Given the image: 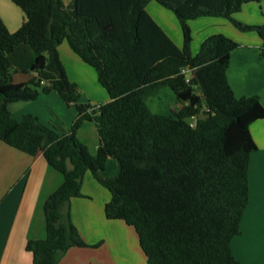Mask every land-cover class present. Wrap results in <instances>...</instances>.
I'll list each match as a JSON object with an SVG mask.
<instances>
[{"label":"trees","instance_id":"trees-1","mask_svg":"<svg viewBox=\"0 0 264 264\" xmlns=\"http://www.w3.org/2000/svg\"><path fill=\"white\" fill-rule=\"evenodd\" d=\"M12 1L25 20L12 32L0 16V139L30 155L42 152L64 176L44 204L46 237L26 243L32 264H58L69 248L90 246L70 216L71 198L83 196L88 170L111 193L106 218L134 227L147 264H242L231 242L241 233L249 201L257 150L250 126L264 117V105L257 94L236 96L229 83L231 52L240 44L213 33L193 53L189 20L218 16L255 31L264 57V23L234 17L245 3L261 0H156L177 16L181 47L147 11L151 0ZM65 40L95 68L110 100L80 101L59 52ZM21 44L35 53L29 69L35 76L28 82L13 80L9 56ZM184 68L191 69L189 77ZM162 86L186 102L172 115L147 105ZM53 90L77 109L70 128L46 125L33 114L12 116L9 103ZM85 120L97 128L95 154L77 136ZM109 157L119 170L104 176Z\"/></svg>","mask_w":264,"mask_h":264},{"label":"crops","instance_id":"crops-1","mask_svg":"<svg viewBox=\"0 0 264 264\" xmlns=\"http://www.w3.org/2000/svg\"><path fill=\"white\" fill-rule=\"evenodd\" d=\"M63 1L69 4L72 0ZM146 9L181 47L183 33L175 13L156 0H151ZM0 16L12 32L25 20L23 10L12 0H0ZM234 17L245 23H264V0L245 3ZM189 24L193 53L213 33L225 34L240 44L231 52L229 83L236 96L257 94L264 105V57L256 50L263 43L259 34L241 31L227 18L218 16L198 17L189 20ZM59 52L70 79L78 84L81 102L99 104L110 100L95 68L83 61L66 40L60 44ZM9 57L16 69L14 82H28L35 76L29 70L35 59L29 44L17 46ZM180 103V107L186 104L181 100ZM9 109L16 120L33 114L46 125L56 124L65 129L77 117L75 106L68 105L54 90L41 92L35 100L11 102ZM250 131L257 150L249 167V201L241 219V233L232 239L231 246L242 264H264V117L253 122ZM77 136L92 154L97 152L99 135L93 121L85 120ZM118 170L116 159L109 157L102 174L111 176ZM63 180V174L47 162L42 152L30 155L0 139V264L33 263V254L26 249V243L29 239L46 237L44 204ZM81 191L83 196L71 198L70 216L90 246L69 248L58 264H147L134 227L121 219L106 218L105 204L111 193L90 170L83 177Z\"/></svg>","mask_w":264,"mask_h":264},{"label":"rangeland","instance_id":"rangeland-1","mask_svg":"<svg viewBox=\"0 0 264 264\" xmlns=\"http://www.w3.org/2000/svg\"><path fill=\"white\" fill-rule=\"evenodd\" d=\"M147 99L148 107L155 113L157 112L168 115L173 113V109H177L181 106L180 100L169 86H162L160 90L150 95ZM203 115L204 114H200L199 116ZM189 121L190 123L195 124L196 118H190Z\"/></svg>","mask_w":264,"mask_h":264},{"label":"built area","instance_id":"built-area-1","mask_svg":"<svg viewBox=\"0 0 264 264\" xmlns=\"http://www.w3.org/2000/svg\"><path fill=\"white\" fill-rule=\"evenodd\" d=\"M183 71H184V72L188 75V77H189L190 72H191V69H189V68H184ZM192 118H194V117H192ZM192 124H193V123H192Z\"/></svg>","mask_w":264,"mask_h":264}]
</instances>
